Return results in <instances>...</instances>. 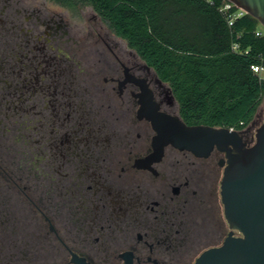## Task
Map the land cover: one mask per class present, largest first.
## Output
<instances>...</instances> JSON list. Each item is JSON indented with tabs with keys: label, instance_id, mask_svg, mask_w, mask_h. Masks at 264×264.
Segmentation results:
<instances>
[{
	"label": "flooded vegetation",
	"instance_id": "obj_1",
	"mask_svg": "<svg viewBox=\"0 0 264 264\" xmlns=\"http://www.w3.org/2000/svg\"><path fill=\"white\" fill-rule=\"evenodd\" d=\"M85 8L0 0V264H193L230 231L226 152L156 154L176 98Z\"/></svg>",
	"mask_w": 264,
	"mask_h": 264
},
{
	"label": "trees",
	"instance_id": "obj_2",
	"mask_svg": "<svg viewBox=\"0 0 264 264\" xmlns=\"http://www.w3.org/2000/svg\"><path fill=\"white\" fill-rule=\"evenodd\" d=\"M52 1L98 14L169 84L185 124L241 130L253 120L264 80L250 66L264 65V29L249 14L229 25L225 0Z\"/></svg>",
	"mask_w": 264,
	"mask_h": 264
},
{
	"label": "water",
	"instance_id": "obj_3",
	"mask_svg": "<svg viewBox=\"0 0 264 264\" xmlns=\"http://www.w3.org/2000/svg\"><path fill=\"white\" fill-rule=\"evenodd\" d=\"M264 28V0H228ZM153 146L162 155L165 145L207 155L215 145L226 152L220 199L229 233L216 247L204 250L193 264H264V119L246 145L241 131L209 125H187L160 115ZM237 235H233V231ZM73 264H86L73 259Z\"/></svg>",
	"mask_w": 264,
	"mask_h": 264
},
{
	"label": "rangeland",
	"instance_id": "obj_4",
	"mask_svg": "<svg viewBox=\"0 0 264 264\" xmlns=\"http://www.w3.org/2000/svg\"><path fill=\"white\" fill-rule=\"evenodd\" d=\"M22 2L24 4L30 5L31 7H35L37 9L39 8V9L43 10L44 12L47 11L50 13L51 12L55 13V12H59V11H64L66 9V8L54 3L52 0H22ZM84 10L86 12L87 11L91 12L92 9L89 6H86V8ZM263 119H264V99L262 100L261 104L258 106L253 120L248 125L251 134L255 133V129L261 124Z\"/></svg>",
	"mask_w": 264,
	"mask_h": 264
},
{
	"label": "built area",
	"instance_id": "obj_5",
	"mask_svg": "<svg viewBox=\"0 0 264 264\" xmlns=\"http://www.w3.org/2000/svg\"><path fill=\"white\" fill-rule=\"evenodd\" d=\"M221 10L229 12V15H228L229 25H231L236 18L241 17L242 15L246 14V12L243 9L237 7L236 5H234L232 2L228 0L224 1V4ZM256 34L259 35L260 32L258 31L256 32ZM233 48L235 49L236 45H234ZM250 68L255 74H257L264 80V65L254 64V65H251Z\"/></svg>",
	"mask_w": 264,
	"mask_h": 264
}]
</instances>
